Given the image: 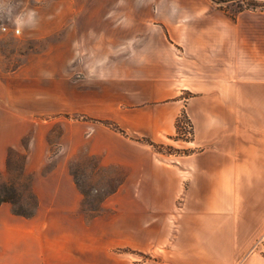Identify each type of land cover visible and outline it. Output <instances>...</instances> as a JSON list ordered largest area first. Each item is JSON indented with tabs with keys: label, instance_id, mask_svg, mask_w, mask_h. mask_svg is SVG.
<instances>
[{
	"label": "crops",
	"instance_id": "0c3cea01",
	"mask_svg": "<svg viewBox=\"0 0 264 264\" xmlns=\"http://www.w3.org/2000/svg\"><path fill=\"white\" fill-rule=\"evenodd\" d=\"M260 1V8L235 9L212 0H56L69 9V57L59 75L36 77L32 89L21 91L23 100L32 98L18 119L25 124L60 113L81 119L61 122L54 155L46 124L34 131L25 170L33 174L37 206L23 217L10 203L0 205V264H56L58 230L86 231L100 220L97 250L88 252L94 260L84 254V263L133 264L107 251L167 246L164 264H232L241 247L264 235ZM72 70L83 76L77 83L69 80ZM183 89L196 92L187 108L193 145L202 150L162 161L135 138L158 142L175 132ZM90 159L121 176L94 218L83 212L71 172L72 161ZM182 197L173 228L168 216ZM79 257L66 254L64 264Z\"/></svg>",
	"mask_w": 264,
	"mask_h": 264
},
{
	"label": "rangeland",
	"instance_id": "374dc122",
	"mask_svg": "<svg viewBox=\"0 0 264 264\" xmlns=\"http://www.w3.org/2000/svg\"><path fill=\"white\" fill-rule=\"evenodd\" d=\"M212 1L235 9H255L262 5L261 1L257 0H235L226 3L220 0ZM68 11V7L57 6L56 0H0V155L3 156V163L0 165V197H8L11 200L8 203L11 204L13 213L18 211L33 216L37 206L32 187L33 174L25 170V161L31 153L30 146L34 131L41 123L46 124L47 130H50L48 140L51 145V154L54 155L60 149L61 122L65 119H81L78 114L64 113L49 117L37 116L25 124L18 119V116L24 114V111L29 108L26 103L32 98L25 96L24 102L21 91L32 89L36 77L59 75L60 66L64 59L69 57L66 53L70 43L67 31L68 28L72 30V24H70L71 19H67ZM63 75L66 78V74ZM69 76V80H74L76 83L83 78L82 74L75 70H72ZM195 96L196 92L190 89H183L182 93L177 95L185 102L176 120L173 134L158 142L147 137L135 139L152 147L157 157L166 162H172L176 158H183L202 150L193 145L195 130L187 108L189 101ZM112 127L120 131L117 126ZM19 131H26V133L21 135ZM8 141L15 144L3 150V143ZM262 147L264 148V144ZM71 164V172L83 194V212L90 218L102 214V202L120 184V170L113 167L98 168L94 159L74 160ZM4 186L8 187L7 193H3ZM183 204L182 197L178 200L174 213L168 216V224L173 228L178 227ZM105 212H107L105 215L110 213V211ZM63 224L65 225V222ZM103 226L100 220L86 231L60 228L58 246L62 254L58 256L56 264H64V260H67L66 254L73 257L80 256L81 262L75 261V264H88V261L82 262L84 254L87 256L85 259L94 260L90 258L88 252L97 250L96 239L102 232ZM110 233L113 238V231ZM253 241L251 245L241 247L242 252L238 261L232 264H264V235ZM44 249L51 250L48 244L44 245ZM167 249L170 247L162 246L149 252L113 248L107 251V256L114 257L116 254L133 264H164L169 256ZM115 259L120 261L119 258ZM91 264L97 263L91 262Z\"/></svg>",
	"mask_w": 264,
	"mask_h": 264
},
{
	"label": "trees",
	"instance_id": "16d2710c",
	"mask_svg": "<svg viewBox=\"0 0 264 264\" xmlns=\"http://www.w3.org/2000/svg\"><path fill=\"white\" fill-rule=\"evenodd\" d=\"M120 131L123 132L122 130H120ZM9 189H10V187H9ZM7 191H8V187L4 186L3 187V193H7ZM13 193H15V192H13ZM10 201L11 200L8 197H0V205L4 202H10ZM14 213L17 215L24 216V217H29L32 215V214H26V213H22V212H18V211H15Z\"/></svg>",
	"mask_w": 264,
	"mask_h": 264
},
{
	"label": "built area",
	"instance_id": "2783aa9c",
	"mask_svg": "<svg viewBox=\"0 0 264 264\" xmlns=\"http://www.w3.org/2000/svg\"><path fill=\"white\" fill-rule=\"evenodd\" d=\"M214 1H216V0H214ZM220 1H224L226 3V2H229V1H235V0H220ZM257 1H260V0H257ZM216 2H218V1H216ZM221 3H223V2H221Z\"/></svg>",
	"mask_w": 264,
	"mask_h": 264
}]
</instances>
